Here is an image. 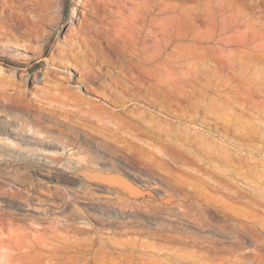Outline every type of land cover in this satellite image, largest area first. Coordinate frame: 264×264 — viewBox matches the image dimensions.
I'll return each instance as SVG.
<instances>
[{
  "label": "bare ground",
  "instance_id": "6f19581e",
  "mask_svg": "<svg viewBox=\"0 0 264 264\" xmlns=\"http://www.w3.org/2000/svg\"><path fill=\"white\" fill-rule=\"evenodd\" d=\"M3 1L9 11L15 9L16 5L11 0ZM31 1L33 5L36 4L32 13L40 17L39 0ZM137 10L131 12L140 19V28L126 33L128 36L120 38V44L111 40L116 46L115 53L125 56V60L117 59L116 65L121 77L129 83L115 81L112 84L118 92L113 93L109 85L104 87L110 99L123 112L128 111L136 125L128 124L119 115L92 100L71 94L68 89H63L65 102L76 111L68 110L65 113L67 116L82 113L87 118L85 121L96 120L101 130L113 136L88 131L85 136L91 138L96 150L109 149L110 142H118L119 139L123 145L134 147L133 144L139 141L137 134H145L141 130L145 128L150 132V142L147 144L150 163L155 166L159 161H173L187 167L193 165L190 173L192 179L162 177L163 195L158 197L149 192L134 196L124 191L117 201L120 208L143 215H135L133 222L123 224V234L119 235L126 238H100L99 245L93 237L78 240L76 237L82 233L80 228L64 227L60 223H49L32 230L22 227L13 236L1 237L5 223L0 216V249L10 256L8 264H110L114 257L107 254L109 248L118 253L120 264H191L195 259L208 260L205 254L199 252V248L211 250L214 254L219 251L217 241L209 235L212 228L222 231L224 222H230L232 238L237 242L244 244V240H248V244L243 245V252H239L233 261L239 264H264V219L259 214L264 213V11L259 7V2L245 5L244 2L223 3V0H209L193 9L178 5L164 6L157 8V14H153L152 7L142 12ZM80 13L84 17L85 11L81 10ZM197 23L203 24L204 28ZM71 25L69 28H72ZM32 26L35 37L47 35V32L38 30L36 23ZM89 34L79 35L73 40L77 61L84 57L86 45L97 42L91 40L90 31ZM11 47L24 51L22 57L26 64L34 60L35 63L56 64L54 58H42L43 44L37 38H34V42L25 41L20 46L13 44ZM72 53L69 45V49L62 51L61 59ZM77 64L80 67L75 70L79 77L76 80L69 78L68 82L92 83L93 69L82 62ZM48 74L49 71L45 72L39 80L43 94L47 93ZM39 81L36 77L31 79L33 83ZM9 85L14 91L18 89L15 82ZM198 86L216 91L218 98L205 94ZM0 100L4 108H13L5 104L7 96L4 91L0 94ZM133 100L172 117L187 120L194 128L187 126L183 129L168 121L160 124L144 108L129 109L126 104ZM234 109L240 113H234ZM17 111L23 114L27 112L23 108ZM39 116L33 115V119L37 120ZM19 123L22 131L28 127L44 139L50 137L44 135L35 122ZM204 124L210 125L211 130L224 131V135L211 138L196 130L197 125ZM78 126L68 120L60 128L68 136L78 133ZM47 128L50 129V126ZM60 128L58 131L63 134ZM119 131L132 139L122 136L115 138ZM256 139H259L258 144L251 143ZM63 145L66 148L71 144L64 142ZM193 147L200 148L204 161L196 159L191 149ZM211 160L220 162V167L216 169L207 165ZM92 161L81 159L76 164L87 165ZM233 178L243 182L247 188H242ZM211 191L231 200L242 201L249 209L231 210L226 201ZM140 195H146L150 200L138 201ZM131 198L136 200L131 201ZM210 208L221 217L219 224L210 223L207 215ZM168 218L185 219L207 233L199 235L184 228L179 231L175 224L167 222ZM201 240L202 245H198ZM11 246L17 248L14 252L17 256L7 251L6 248ZM226 251L230 256L237 253L233 249ZM205 253L211 254L210 251Z\"/></svg>",
  "mask_w": 264,
  "mask_h": 264
},
{
  "label": "rangeland",
  "instance_id": "374dc122",
  "mask_svg": "<svg viewBox=\"0 0 264 264\" xmlns=\"http://www.w3.org/2000/svg\"><path fill=\"white\" fill-rule=\"evenodd\" d=\"M11 1L16 5L13 11L5 8L4 1L0 0V94L4 91L7 96L5 104L13 106V108H4L5 105L0 100V216L5 223L1 237L13 236L19 233L22 227L32 230L41 225L60 223V226L70 225L80 228L82 233L76 237L78 240L93 237L97 245L100 238L123 240L126 238L124 235L120 236L123 234V224L131 223L135 215L143 214L122 210L117 203L118 198L123 196L122 193L127 191L139 196L141 193L149 192L157 197L161 196L164 188V184L160 181L162 177L191 180L193 165L189 168L178 162L159 161L160 163L157 162L153 166L149 160L150 148L147 145L150 142V132L143 127L141 130L145 134H137L139 141L133 144L134 147L123 145L119 139L118 142H110L109 149L96 150L91 138L85 136L88 131L107 137L113 138V136L101 130L96 120L85 121L87 118L82 113L67 116L66 111L76 110L65 102L64 90L68 89L73 95L92 100L95 104L119 115L128 124L136 125L130 119L128 115L130 113L123 112V109L110 99L109 92L104 88L109 85L113 93L118 92L112 84L115 81L129 83L121 77L116 65L117 59L125 60V56L122 53H115L116 46L111 40L114 39L120 44V38H125L136 28H140V19L138 20L132 10L138 9L137 11L142 12L152 7L153 14H157V8L164 6L178 5L185 9H193L209 0H80V4L78 0H39L42 11L40 17L32 13L36 4L33 5L34 2L31 0ZM243 2L245 5L259 2V7L264 11V0H223V3L231 4ZM83 5L86 8L83 9ZM81 10L85 11L84 17L80 13ZM33 23L37 24L40 32H47V35L35 37ZM70 25L72 28H69ZM197 25L204 28L201 23ZM89 31L92 33L91 40L97 42L86 45L83 50L84 57L78 58L77 61L73 40L79 35L89 34ZM34 38L43 44L42 58L47 60L54 58L56 64L35 63V60L26 64L22 57L25 55L24 51L9 48L13 44L20 46L25 41L34 42ZM69 45L73 53L61 59L62 51L69 49ZM77 62H82L93 69L92 83L68 82L69 78L76 80L79 77L75 70L80 67ZM47 71H49L47 93L43 94L41 91L43 86L39 80ZM32 77H36L40 83L31 82ZM13 82L18 84V89L15 91L9 85ZM198 87L203 89L205 94L218 98L216 91ZM86 89L93 93L87 92ZM126 105L129 109L138 107L148 110L160 124L168 121L171 125L181 126L183 129L187 126L193 127L187 120L172 117L139 101L133 100ZM20 108L27 112L24 114L18 112L17 109ZM233 111L236 114L240 113L237 109ZM33 115L40 116L35 120ZM68 120L80 125L78 133L64 135L65 131L60 125ZM20 121L37 123L42 128L43 134L50 137L44 139L30 131L28 127L23 131L20 130ZM49 126L50 129L47 128ZM210 127L204 124L195 128L211 138L215 136L217 138L219 134L224 135V131L211 130ZM58 128L63 130V134ZM121 136L132 139L121 131L117 132L115 138ZM258 140L251 143L258 144ZM64 142L71 145L65 148ZM129 149L132 151L130 152ZM186 149L189 150L187 146ZM191 149L197 160L204 161L200 148ZM81 159L93 161L87 165L76 164ZM207 165L217 169L221 163L211 160ZM233 180L239 182L242 188H247L240 180L236 178ZM211 193L226 201L231 210L249 209L242 201L231 200L221 193L213 191ZM140 197L138 201L150 200L146 195ZM135 200L136 198H131V201ZM255 212L258 213L257 210ZM207 213L211 224L221 222V217L212 208ZM259 214L264 219V213ZM167 222L175 224L179 231L184 228L199 235L207 233L205 229H200L185 219L168 218ZM224 224L225 228L222 231L212 228L209 235L217 241L216 246L219 251L214 254L211 250L199 248V252L205 254L208 260L195 259L191 264H239L233 260L239 252H243V245L248 244V240L244 238V244L237 242L232 238L230 222ZM135 228L138 227L135 225ZM130 235L133 237V234ZM202 241L198 245H202ZM6 249L13 254L17 251L15 246ZM109 249L110 252L107 251V254L114 257L113 262L109 261L110 264H120L117 259L118 253L112 248ZM227 249H233L234 253H237L230 256ZM206 251H210L211 254H206ZM225 256L227 257L224 259ZM9 257L0 249V264L10 263ZM135 259L138 257L135 256ZM240 264H250V262Z\"/></svg>",
  "mask_w": 264,
  "mask_h": 264
}]
</instances>
